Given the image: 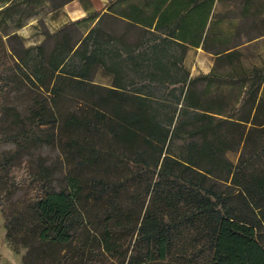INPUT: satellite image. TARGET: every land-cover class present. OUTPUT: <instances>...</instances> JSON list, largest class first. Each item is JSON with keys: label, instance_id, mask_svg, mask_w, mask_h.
<instances>
[{"label": "trees", "instance_id": "obj_1", "mask_svg": "<svg viewBox=\"0 0 264 264\" xmlns=\"http://www.w3.org/2000/svg\"><path fill=\"white\" fill-rule=\"evenodd\" d=\"M79 1L88 9L90 1ZM225 1L239 5L234 17L215 11ZM110 8L70 24L96 22L82 38L69 25L47 33L46 51L13 53L19 74L0 91L9 244L26 250L22 264H264V142L252 134L264 125V66L249 97L235 95L237 115H226L221 95L238 82L218 79L219 95L207 97L210 78L227 77L221 69L245 70L237 48L242 37L264 36V0ZM104 17L121 20L123 33L102 26ZM230 19L238 24L223 36L217 27ZM200 46L215 66L189 78L178 61ZM99 70L112 76L110 86L95 82ZM17 81L29 92L6 94ZM48 149L60 151L59 166ZM239 149L234 163L227 152Z\"/></svg>", "mask_w": 264, "mask_h": 264}, {"label": "rangeland", "instance_id": "obj_2", "mask_svg": "<svg viewBox=\"0 0 264 264\" xmlns=\"http://www.w3.org/2000/svg\"><path fill=\"white\" fill-rule=\"evenodd\" d=\"M1 1L2 0H0V91H2L3 86L7 85L8 81L6 78L12 76L13 73H15V75L19 74V69H17L16 66L18 60H16V55L13 54L16 50L18 51L22 48L39 47L43 45L44 50L46 51V45L51 47L53 42L52 39L47 37V33L55 34L58 29L69 26L73 23V21L64 23L67 19L61 11L66 4H64V0H11L7 5H4ZM134 1L136 0H111V8L112 10L120 11L127 3ZM7 6L12 8L8 16L1 11V9H4ZM238 6L239 5H236L233 1L220 2L216 4L215 11L223 15L229 14L231 18L239 12ZM20 23L21 26H19ZM62 23L64 24L62 25ZM95 24L96 22H83L77 27L70 25L69 29L74 30L73 37L76 40L86 35L89 29L94 27ZM237 24L238 22L236 20L230 19L229 21L226 20L220 24L217 29L223 33V36H226L233 34ZM102 26L114 34H120L124 31V23L115 18L104 17ZM241 39L243 44L237 49L239 52L243 53L242 67L245 70H241L242 72L239 71L238 73H233L229 76L226 72H231V68L227 66L225 69L220 70V72L227 77L221 78L215 75L210 78V80H213V85L210 87L207 97L214 99L217 98L219 90H221L219 84L215 81L221 79L224 82H238L236 90L229 84L222 88L223 93L221 97L223 98L224 111L227 116H235L239 113L240 103H236L237 99L235 95L239 94L241 99L243 97L248 98L249 96L245 94V92H250L254 89L253 85L256 78L253 77L255 74L254 71L256 68H262L264 66V36L254 39V41L251 42H248L244 37ZM236 42L239 41L233 40L232 44H235ZM179 54H181L180 51H176V55L180 56ZM215 59L216 56L214 54L206 52L201 46L198 48L191 47L187 50L183 61H178V67L185 69L189 78L194 79L204 77L212 73L213 67L215 66ZM180 78L183 79L184 77L180 75L178 79ZM95 82L104 86H110L112 76L108 75L103 70H99ZM13 85H10L7 88L8 93L6 94L29 92L27 89L30 87L29 84L27 86L21 84L20 86L17 81L14 87ZM33 89L35 90H33V92L44 91H39L37 88ZM0 94L3 93L0 92ZM250 128L251 124H248L247 130ZM252 134L254 136L262 137V141L264 142V125H258L257 129L254 130ZM240 152L241 149L229 150V152H227V157L232 162L237 163L241 155ZM44 154L49 155L55 165L59 166L62 163L63 157L59 150L53 149V151H51L48 149ZM19 173L21 174V172ZM63 177L64 169L57 172L55 180L56 187L62 183ZM6 234L5 218L0 210V264H22V255L26 250L21 248L19 253L15 252L9 244Z\"/></svg>", "mask_w": 264, "mask_h": 264}, {"label": "crops", "instance_id": "obj_3", "mask_svg": "<svg viewBox=\"0 0 264 264\" xmlns=\"http://www.w3.org/2000/svg\"><path fill=\"white\" fill-rule=\"evenodd\" d=\"M88 9L85 7V4L79 0H69L68 3L62 8L63 15L67 18L68 21H82L84 18L88 17V13L95 12L96 14H103L106 12L108 5L111 3V0H88ZM65 9V10H64ZM62 23V25L64 24Z\"/></svg>", "mask_w": 264, "mask_h": 264}]
</instances>
